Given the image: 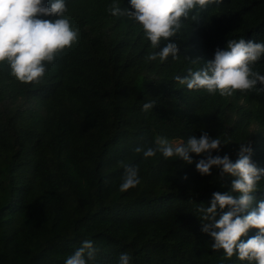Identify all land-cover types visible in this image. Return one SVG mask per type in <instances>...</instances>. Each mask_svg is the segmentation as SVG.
I'll use <instances>...</instances> for the list:
<instances>
[{
    "label": "trees",
    "instance_id": "1",
    "mask_svg": "<svg viewBox=\"0 0 264 264\" xmlns=\"http://www.w3.org/2000/svg\"><path fill=\"white\" fill-rule=\"evenodd\" d=\"M65 3L77 39L45 65L40 83L22 84L0 63V264H64L84 240L96 249L89 264H118L122 253L130 264H248L213 250L201 231L199 208L229 192L233 177L219 178L215 167L201 176L195 154L188 165L135 149L207 132L223 143L213 156L235 162L243 143L264 169V91L222 97L175 79L204 67L228 40L264 42V0L194 11L173 38L178 57L163 62L147 60L159 49L137 22L111 15L114 3L131 10L129 0ZM252 67L264 75V56ZM126 165L138 168L140 183L121 192ZM252 195L247 211L264 201V176Z\"/></svg>",
    "mask_w": 264,
    "mask_h": 264
},
{
    "label": "clouds",
    "instance_id": "2",
    "mask_svg": "<svg viewBox=\"0 0 264 264\" xmlns=\"http://www.w3.org/2000/svg\"><path fill=\"white\" fill-rule=\"evenodd\" d=\"M222 0H129L130 9L121 8L119 3L110 6L113 16H127L137 22L159 51L147 56L148 61L161 62L170 56L178 57V45L173 38L181 31L183 22L196 10H204L209 4H220ZM65 0H52L50 6L44 0H0V63H6L11 75L22 84L40 83L46 73V64L53 63L57 55L72 46L77 39L69 19ZM57 17L54 20L40 17ZM162 41L165 45L160 48ZM264 56V42L231 39L224 50L217 49L214 57L204 67L190 71L183 78L175 79L189 90H206L230 97L234 92H250L256 85H264V75L253 70V65ZM155 101L143 104V111L151 110ZM223 143L211 138L207 132L199 138L190 136L175 146L165 137H157L155 147L142 149L145 158L160 153L166 160L179 158L184 163H194L190 154L203 158L195 161V170L201 176L211 175L213 167L220 170L219 178L231 176L229 192H214L208 207L201 205V231L208 234L214 243L213 250H222L226 258L236 256L248 264H264V201L247 211L253 202V193L258 190L264 169H259L251 160V148L241 144L238 159L232 162L227 154L219 152ZM185 179L187 177H184ZM140 183L138 168L126 165L120 184V191L135 188ZM233 193L238 195H233ZM225 209H227L225 211ZM218 210L220 212L217 218ZM247 212V214H245ZM250 229L256 234L247 236ZM96 249L91 240H84L81 246L70 254L64 264H89L95 260ZM130 256L122 253L118 264H130Z\"/></svg>",
    "mask_w": 264,
    "mask_h": 264
},
{
    "label": "rangeland",
    "instance_id": "3",
    "mask_svg": "<svg viewBox=\"0 0 264 264\" xmlns=\"http://www.w3.org/2000/svg\"><path fill=\"white\" fill-rule=\"evenodd\" d=\"M169 142L175 146L179 143V140H170Z\"/></svg>",
    "mask_w": 264,
    "mask_h": 264
}]
</instances>
